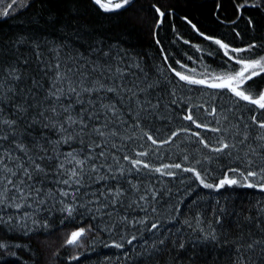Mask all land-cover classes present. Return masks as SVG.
Listing matches in <instances>:
<instances>
[{
    "label": "trees",
    "instance_id": "1",
    "mask_svg": "<svg viewBox=\"0 0 264 264\" xmlns=\"http://www.w3.org/2000/svg\"><path fill=\"white\" fill-rule=\"evenodd\" d=\"M10 2L3 0L0 11ZM244 2L134 0L125 8L106 12L94 0H18L9 10L10 15L0 16V83L3 84L0 109L6 118L17 119L15 140L29 148V155L39 152L37 144H44L45 138L53 142L59 139L54 129L44 128L42 123L29 126L41 104L47 107L50 103L45 101V96L55 82L57 64L59 72L73 80H80L79 73H83L87 76L86 84L100 79L109 86L134 90L136 85L140 88L154 85L146 92L137 90V96L131 100L128 92H122V100L111 92L99 93L105 97L103 103L115 104L120 113L116 119L111 112L101 110L98 119L89 121V128L102 127L108 121L104 131H117V136L104 138L106 144L101 137L92 135L84 137V145L76 141L55 145L57 154L83 148L79 153L83 159L89 154L87 145L93 141L101 143L100 148L91 152L96 158L89 164L102 167L98 173H88L93 179L85 177L86 183L76 200L79 204L98 198L99 204L89 205L93 209L100 204L108 205L94 219L93 213L78 209L75 219H66L61 224L66 213L60 211L63 205L59 201L65 198L58 193L48 197L46 193L60 188L71 192L75 186L57 184L56 180L66 177L56 176L54 170L42 183L35 184L42 189L39 195L46 200L45 204L38 203L35 192L27 201L21 199L8 179L20 186L22 171L17 165L28 166L27 157L16 148L12 135L0 141V157H3L0 244L5 246L0 247V264H240L241 259L243 264H264V191L258 186L239 185L207 189L192 173L163 167L173 164L195 167L207 183L213 184L225 175L241 179L229 172L230 168L246 173L264 167V141L257 139L261 130L252 120L255 117L264 121V110L239 100L227 89L209 87L219 83L214 77L235 74L241 67L237 59L264 57V0H248V6L239 7ZM256 3L257 7L251 6ZM156 7L164 13L163 17ZM216 40L228 45L227 55ZM253 44L256 47L251 52L231 51L247 49ZM97 66L98 70L93 71ZM118 68L123 70L122 78L116 71ZM13 69L19 80L9 76ZM176 72L205 83L189 84L180 80ZM63 87L67 88V82ZM9 88L13 91H8ZM244 88L254 97L264 92V73L248 81ZM84 99H88L87 93ZM137 99L141 104L147 100L159 106L144 105L148 109L145 112L136 103ZM63 103L68 104L69 98L65 97ZM17 104L28 107L23 120L15 111ZM96 107L99 108V103ZM80 108L81 105L74 104V109ZM213 109L215 113L210 115ZM189 110L197 123L221 131L196 128L184 119ZM137 112H140L139 127ZM0 129L4 133L9 131L6 125ZM144 132L158 143L153 145ZM173 132L178 135L173 137ZM193 132H199L210 147L220 146L218 138L236 147L227 150L231 156L212 152L198 142ZM245 134L248 139L241 144ZM170 137V143H159ZM101 151L105 153L103 157L98 155ZM145 151L147 156L136 155ZM126 155L151 167L145 169L141 165L137 172L124 159ZM50 163L55 165L56 161ZM5 165L17 175L5 171ZM155 168L162 171L155 172L152 170ZM169 171L175 175H167ZM112 174L118 179H111ZM96 176L109 178L96 182ZM23 178L26 184L22 187L28 192L27 178ZM249 182L255 183L256 179L250 178ZM116 187L123 189L124 194L113 204L108 193ZM65 202L72 200L69 197ZM17 204L24 207L17 208ZM34 220L41 225L46 220L49 228H38ZM153 223L158 224L157 229H151ZM90 225L93 230L81 238V243L66 245L72 231L80 227L88 229ZM213 232L216 241L203 239ZM133 236L135 239L129 244ZM254 241L261 243L248 248ZM115 244L122 247L116 248ZM73 256L79 259H71Z\"/></svg>",
    "mask_w": 264,
    "mask_h": 264
},
{
    "label": "snow or ice",
    "instance_id": "2",
    "mask_svg": "<svg viewBox=\"0 0 264 264\" xmlns=\"http://www.w3.org/2000/svg\"><path fill=\"white\" fill-rule=\"evenodd\" d=\"M3 0H0V3H2ZM134 0H120L118 3H112V0H107V2H103V0H94V3L99 6L100 9H103L104 11H114L119 10L122 8L127 7L128 5L132 4ZM18 0H11L10 3L6 5V7L0 11V16L6 17L10 15V9L13 8V5L17 4ZM245 6H248V0H245L244 4H241L239 7L243 8ZM252 7H257L258 3L252 4ZM156 12L159 13L161 17L164 16V13L160 11L159 7H156ZM195 27V26H193ZM206 39H210L209 37H205ZM216 44H218L221 48H224L225 55L228 54V45L223 44L220 40L215 41ZM256 45H249L247 49H231L232 52H242V51H248L251 52L253 48H255ZM236 63L240 64L241 67L238 71L235 72V74H229L226 76H217L214 77L215 80L219 81V83H213L210 84L209 87L212 88H220V89H227L235 97H237L239 100L246 101L250 104L258 106L260 109L264 110V92H261L257 94L255 97L251 95L245 88L244 85L251 81L254 77L259 76L261 73H264V57H260L259 59H237ZM57 68V74L55 77V82L52 86V88L49 89L48 94L45 96V101L50 102L47 107L43 106V103L41 104V110L37 112L34 116L31 117L29 121V126L35 125L37 123H42L44 128L48 129H54L59 139L56 141H50L47 138H45L44 144H37V147L39 149V152L35 155H29V148L22 142L15 140V132L18 125L17 119H10L6 118L3 115V109H0V126L6 125L8 128V132L4 133L2 129H0V141L7 140L9 135H12L14 137V143L16 145V148L19 149L20 152H23L25 156L27 157V165L25 166L24 163H18L17 167L19 170L22 171V178L19 180V185L14 184L11 179H8V184L12 185L13 188L20 194V198L27 201L32 197V193L35 192L37 194V200L39 204H45L46 200L43 198H40V192L42 189L35 187L36 183H42L43 180L47 179L50 171L55 172L56 176L59 177H66L63 179H58L55 182L57 184H63L68 186V188H73L71 192H69L65 188L57 189L55 192L52 190H49L46 195L48 197H52L58 193V195L62 198L59 201L63 205V207L60 209L62 213H66V216L64 219L61 220V224L64 223L66 219H75L74 213H77L78 209H84L87 213H93V219L95 218V214L101 213L103 208H106L107 204H100L99 207H96L93 209L92 207H89L91 204H99V199L96 200H90L87 203H77V196L79 194V190L81 187H83L86 183L85 177L87 179L91 180L93 179L92 176L88 175L89 172L91 173H98L99 168L102 166H97L95 164H89V161L95 160L96 157L91 155V152L94 151V148H100L101 143H96L95 141L92 142V144L87 145L89 148V154L86 155L83 159L79 158V153L82 152L84 149L81 148L79 151L73 149L72 151H69L67 153H59L57 154V150L55 148V145L59 144H68L73 141H76L80 143L81 145L85 144L84 137H91L92 135H96L102 138V141L104 144L107 143V141L104 139L106 136H117L118 133L116 130H111L110 132H105L104 129L108 128V121L104 123L102 127H96L93 125L91 128H89V121L93 119H98L99 115L98 113L101 110H105L106 112H111L112 116L116 119L120 118V113L116 109L115 104L113 103H103V100L105 97H101L99 93L101 92H111L114 93L116 96L120 97L121 100L123 99L122 92H128L130 93L129 99H133L137 96V90L140 92H146L148 88L154 87L152 84H148L144 88H140L138 85L135 86L136 90L133 88H128L127 86H121V85H113L109 86L105 84L100 79H94L89 81L87 84L85 83V80H87V76H85L83 73H79L81 79L76 81L73 80L70 76H67L66 74L60 73L59 68L60 65H56ZM99 66L96 68H93V71H97ZM117 73L120 74V77L122 78L124 73L123 70L117 69ZM69 72H71V69H69ZM176 76L179 77L180 80L186 81L189 84H203L205 83L204 80H196L188 75H184L180 72L175 73ZM9 76L15 80H19L20 76L15 73V70L9 72ZM64 82H67V88L63 87ZM0 88H3V84L0 83ZM8 91L12 92L13 89L9 88ZM88 94V99H84V94ZM93 94H96L95 99H93ZM67 97L69 98V103L64 104L63 99ZM175 102V101H173ZM97 103H99V108L96 107ZM136 103L138 105H141L143 111H147V107H144V105L151 106L152 108H157L159 105H151L150 101H144L143 104L137 99ZM74 104L81 105V108L79 110L74 109ZM59 106V107H58ZM91 109V111H89ZM15 111L19 114V119L23 120L26 114L28 113V107H25L24 104H17L15 106ZM215 109H213L209 114H214ZM47 114V115H46ZM137 116V124L136 126L139 127V116L140 112L136 113ZM184 119L190 121L193 125H195L196 128H204L206 130H210L212 132H220L221 129L219 128H211L208 129V126L206 124L197 123V121L193 118L191 111L189 110V114L184 117ZM253 123L257 125V127L261 130L260 135L257 137V139L264 141V121H257L255 117H252ZM184 131H188V129H183ZM178 133L173 132L172 136H176ZM193 136L198 138V142L202 144L205 148H210L212 152L231 156V152L227 151L228 149L235 148V144H229L225 142L223 139L218 138L219 147H210V144L201 137V134L199 132H193ZM144 136L147 137L148 140L151 141L153 145H156L158 143L157 139H155L152 135H150L148 132H144ZM248 139V136L245 134L243 139L240 141L241 144L244 143ZM171 137L169 139H166L164 141H161L159 143L166 144L170 143ZM46 145H52V147H46ZM94 145V147H93ZM115 147V145H113ZM253 153L255 152V149H252ZM51 152L52 155H49L48 153ZM39 153H43V155H40ZM6 155L11 158L10 153H6ZM100 157H103L105 153L101 151L98 153ZM137 156H147L148 153L145 152H138L136 154ZM63 156V159H60V157ZM19 159V158H17ZM124 159L129 160V162L132 165V168L135 169L137 172L140 171V167L142 165L143 168L149 169L151 166L145 162H143L140 159H132L129 156H125ZM187 159V157H185ZM56 161L55 165H52L51 161ZM40 161V162H38ZM41 162H49L47 164L41 163ZM3 163V157H0V164ZM199 163V161H197ZM249 164L252 163L251 160L248 161ZM67 165H72L70 168L66 167ZM88 165V169L85 170V165ZM164 168H175L180 169L184 172H190L193 174L196 180L199 181V183L207 189H216L219 190L223 188L225 185L232 186V185H239L241 187H256L258 186L262 191H264V167H261L259 171H253L249 169L246 173L243 170L237 169V168H230L228 169L229 172L236 173L241 179H237L235 177L229 178L227 175H225V178L219 180L218 183H207L205 178L202 177L201 173L197 171L195 167L190 168H184L181 164H173V165H164ZM4 170L11 172L12 176H16L17 173L13 172L11 169L7 168V166H4ZM155 172H161V168H155L152 169ZM111 168H109V172H111ZM169 176H174V172H167L166 173ZM120 175H123V169L120 170ZM23 177L27 178V186L30 189L28 192L24 191L23 185L26 184V181ZM109 177H102V176H96L95 180L96 182H99L102 179H108ZM111 179L116 180L118 179L116 174H112ZM250 178H255L256 182H249ZM34 182V183H33ZM135 188L136 186L133 185ZM138 190V188L136 189ZM124 194V190L120 187H116L115 190L109 189L108 195L112 196V203L115 204V202L118 200L120 196ZM92 195H95L93 193ZM156 194L153 193V198H155ZM71 198L72 203H66L67 198ZM107 199V197H105ZM146 197H141V199H145ZM2 203V201H0ZM31 207V205H28ZM17 208L24 207L23 204H17ZM110 215V213H108ZM27 215V213L25 214ZM79 215L82 217L84 213H79ZM11 219V218H10ZM127 219V218H125ZM143 222V221H139ZM219 222V221H218ZM34 224L37 225L38 228L42 229H48L49 225L47 221L41 225L39 221L34 220ZM158 224L153 223L151 225V229H157ZM92 226L90 225L88 229H85L84 227H80L75 231H72L70 233L69 238L66 240V245H76L78 243H81V238L85 237L88 232L92 231ZM135 239V236L132 237L131 240L128 241L129 244L132 243V240ZM204 240H211L216 241L217 237L215 233L213 232L211 235H206L203 237ZM161 244L164 243L163 240L160 241ZM261 243L260 241H254L253 243L248 244V248H252L254 244ZM116 248H121V244H115ZM184 245L181 244L180 247L182 248ZM0 247H5L4 245L0 244ZM71 259L78 260V256H73ZM240 264H243V260L241 259Z\"/></svg>",
    "mask_w": 264,
    "mask_h": 264
},
{
    "label": "rangeland",
    "instance_id": "3",
    "mask_svg": "<svg viewBox=\"0 0 264 264\" xmlns=\"http://www.w3.org/2000/svg\"><path fill=\"white\" fill-rule=\"evenodd\" d=\"M103 2H107V0H103ZM120 0H112V3H118Z\"/></svg>",
    "mask_w": 264,
    "mask_h": 264
}]
</instances>
